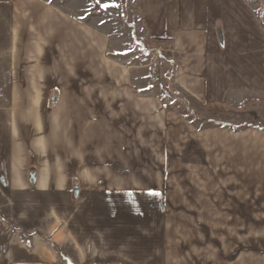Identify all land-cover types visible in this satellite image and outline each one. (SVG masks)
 Here are the masks:
<instances>
[{
  "label": "crops",
  "instance_id": "crops-1",
  "mask_svg": "<svg viewBox=\"0 0 264 264\" xmlns=\"http://www.w3.org/2000/svg\"><path fill=\"white\" fill-rule=\"evenodd\" d=\"M129 8L145 38L170 45L174 62L164 72L193 103L213 106L237 95L264 96V29L247 0H131ZM14 17L17 24L26 23L15 15L9 21ZM49 20L36 22L38 48L33 41L27 53L12 54L9 61L6 56L0 65V80L10 88L9 110L0 111V264H176L168 252L170 171L194 166L184 156L191 149L204 152L201 135L216 129L195 131L169 109L177 99L146 93L158 80L137 88L132 70L108 56L104 32L64 14ZM28 27L25 37L33 26ZM41 36L53 42L46 53L39 51ZM98 51L102 59L92 60L89 70L88 54ZM40 53L46 64L29 63L30 55ZM218 130L238 138L239 149L228 150H239L243 175L248 178L250 166L264 175L263 130ZM221 191L222 210L208 209L212 200L203 213L195 210L208 215L200 230L211 237L215 214H264L262 202L251 211V197ZM226 220L223 242L215 235L204 238L201 231L195 245H246L239 233L228 231L233 226L240 231V224ZM221 252L222 264L242 263L240 255L232 263L225 260L228 251ZM211 258L197 264H215Z\"/></svg>",
  "mask_w": 264,
  "mask_h": 264
},
{
  "label": "rangeland",
  "instance_id": "rangeland-1",
  "mask_svg": "<svg viewBox=\"0 0 264 264\" xmlns=\"http://www.w3.org/2000/svg\"><path fill=\"white\" fill-rule=\"evenodd\" d=\"M129 2L131 0H101V3L119 5V7H110L104 10L96 5V0H0V65L5 62L6 56L9 61L12 54H15V56L17 54V57H19L20 52L27 53L30 48L32 49L31 46H34V43L36 48L38 42L35 41L36 38L34 39V36H37V33L34 32L39 27L36 22L45 20L41 22L46 24L47 20H51L55 14L70 16L88 25L89 28L104 32L109 39L108 56L132 70L133 80H137L135 81L137 88L147 85L148 82L154 84V81L158 80L156 85L149 87L151 92L146 93L155 95L166 93L167 97L172 100L177 99L178 104L168 103L169 109L189 121L195 127V131L216 129L214 132L211 131L212 133L210 132L207 137L201 135V139L205 142V145H203L205 148L204 152L198 149H191L184 156L185 161H195L194 166L172 168L170 171L172 175L169 178V194L172 197L173 207L171 214L167 216V227L169 226L168 231L171 233V244L168 246V252L171 253L172 259L175 256L173 261L176 264H191V261L193 262L192 264H197L201 263V260H204L209 255L212 257V262L222 264L219 260L223 257L220 258L219 256L223 253L221 251L225 249L228 251V256L225 260L231 259L232 263H236L235 261L240 255L242 263L237 261V264H264V214L256 215L249 212L245 216L232 214L224 217L222 214H215L212 217L211 215L213 225H215L213 231H211L213 237H211L209 232L200 230L207 222L205 220L207 218L205 215L207 214L195 215V210L203 213L208 207L206 205H209L208 202L211 200L213 203L209 205L208 209L211 208L212 211L216 212L218 209L222 210L224 207V195L222 191L220 192L221 189L225 190L224 193H226L225 196L227 197L231 195L242 196L245 199L248 198L247 196L251 197L249 204H247L248 209L251 211L257 210L256 202H262L260 209L264 210V175L259 174L257 176L256 172L250 171L251 166L247 174L249 175L248 178L245 174L243 175L239 163V150H228L231 147L239 149L238 138L230 140L227 134L218 130L224 127L235 132L246 128H259L264 131V96L237 95L233 96L226 104L213 106L193 103L171 86V79L170 77L168 78V73L164 72V68L167 67L171 71L172 61L174 62L170 45L166 40L148 39L142 35L136 20L132 19L133 15L128 13V10H131ZM247 2L254 7L258 23L264 29L258 17V12L260 9L264 10V5L255 0H252V2L247 0ZM12 15L24 18L26 23L24 25L17 24L15 17L14 21L10 22L9 18L11 19ZM43 15L46 16V19L41 17ZM128 20L133 22L130 23ZM51 24L53 25V23ZM28 25L30 27L33 26L30 29L31 33L28 34L31 38L25 37L27 33L22 34V30L26 31L29 28ZM59 25H56V29ZM61 26L64 25L62 24ZM41 29H43L42 25ZM41 29L39 28V32ZM39 46V51L46 53L47 48H52L53 42H48L46 37L41 36L39 38ZM43 47L46 50H43ZM98 52L97 54L96 52L88 54L89 70L93 69L91 66L93 65L92 60L95 62L99 57L102 59L101 51ZM155 52L158 54L159 64L154 73L148 76L145 67L151 61V56ZM30 57L29 63L46 64L47 59L45 61L42 59L46 58L44 53H40L38 57L33 55H30ZM90 78L96 79L98 77L91 73ZM7 93H10L9 86L6 87L5 81L0 80V111L9 110V104L6 103ZM54 93V91H51L50 94ZM188 132H190V129H188ZM183 168L185 170L181 171ZM242 175L243 177H241ZM241 178L243 182H240ZM245 178L247 179L246 181ZM181 195L183 197L187 196V198L181 201L182 199L179 200L177 198V196L180 197ZM258 196H263V199H257L256 197ZM176 207L178 208L176 209ZM182 209L188 213L178 214V211ZM175 210L177 212H174ZM224 218L229 221L232 218L233 225L237 223L238 226L240 224V231L236 230L235 226L228 228V231H232L234 237H237L235 232L239 233L246 245L223 246L222 248L219 245L208 247L195 245V240L200 238L199 233L201 231L206 234L204 238L210 236L214 239L215 235L217 240L219 239L220 242H223L221 232L223 231L222 222H224ZM192 242H194V245H192ZM196 244L199 243L196 242ZM197 254L200 257L195 256ZM213 256L218 259H214Z\"/></svg>",
  "mask_w": 264,
  "mask_h": 264
},
{
  "label": "built area",
  "instance_id": "built-area-1",
  "mask_svg": "<svg viewBox=\"0 0 264 264\" xmlns=\"http://www.w3.org/2000/svg\"><path fill=\"white\" fill-rule=\"evenodd\" d=\"M158 54H157V52H155V54H152V56H151V61L148 63V65L145 67V69H146V72L148 73V74H152V73H154V71L157 69V67H158ZM3 173V166H2V164L0 163V173Z\"/></svg>",
  "mask_w": 264,
  "mask_h": 264
},
{
  "label": "snow or ice",
  "instance_id": "snow-or-ice-1",
  "mask_svg": "<svg viewBox=\"0 0 264 264\" xmlns=\"http://www.w3.org/2000/svg\"><path fill=\"white\" fill-rule=\"evenodd\" d=\"M96 5H98L100 8L104 9V10H107L108 8L110 7H119V5H116L114 3H101V0H96ZM149 195H157V193H148Z\"/></svg>",
  "mask_w": 264,
  "mask_h": 264
},
{
  "label": "trees",
  "instance_id": "trees-1",
  "mask_svg": "<svg viewBox=\"0 0 264 264\" xmlns=\"http://www.w3.org/2000/svg\"><path fill=\"white\" fill-rule=\"evenodd\" d=\"M252 2V0H250ZM261 2L264 5V0H255ZM264 7V6H263ZM258 17L261 21V24L264 26V10L260 9L258 12ZM165 39H160V41H164Z\"/></svg>",
  "mask_w": 264,
  "mask_h": 264
},
{
  "label": "water",
  "instance_id": "water-1",
  "mask_svg": "<svg viewBox=\"0 0 264 264\" xmlns=\"http://www.w3.org/2000/svg\"><path fill=\"white\" fill-rule=\"evenodd\" d=\"M66 264H71L70 262L66 261Z\"/></svg>",
  "mask_w": 264,
  "mask_h": 264
}]
</instances>
